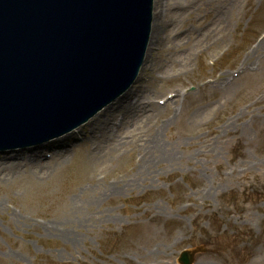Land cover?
Masks as SVG:
<instances>
[{
	"label": "rangeland",
	"instance_id": "obj_1",
	"mask_svg": "<svg viewBox=\"0 0 264 264\" xmlns=\"http://www.w3.org/2000/svg\"><path fill=\"white\" fill-rule=\"evenodd\" d=\"M150 28L138 102L0 155V264H264V0H154Z\"/></svg>",
	"mask_w": 264,
	"mask_h": 264
},
{
	"label": "water",
	"instance_id": "obj_2",
	"mask_svg": "<svg viewBox=\"0 0 264 264\" xmlns=\"http://www.w3.org/2000/svg\"><path fill=\"white\" fill-rule=\"evenodd\" d=\"M151 4L0 0V148L60 137L88 119V111L67 117L65 104L96 110L112 100L133 75L116 61L125 55L135 66ZM189 256L181 260L190 264Z\"/></svg>",
	"mask_w": 264,
	"mask_h": 264
},
{
	"label": "bare ground",
	"instance_id": "obj_3",
	"mask_svg": "<svg viewBox=\"0 0 264 264\" xmlns=\"http://www.w3.org/2000/svg\"><path fill=\"white\" fill-rule=\"evenodd\" d=\"M132 94V92H130L129 93V95H131ZM141 99V96H139L138 97V99H137V102L139 101ZM141 103V102H140ZM139 103V104H140ZM78 107L80 108V109H83V107H82V105L81 104H78ZM147 107L148 106H145V107H143V108H140V111L142 110V111H145L146 109H147ZM71 110V111H70ZM69 110V112H67V115H68V117H74V116H76L78 113H77V111L76 110H74V109H70ZM112 117H114V114H110L109 116H106V118L104 119L105 121L104 122H107L108 120H110ZM64 139H67V138H64ZM63 139V140H64ZM57 142H59V144L60 143H62L63 141H57ZM54 143H56V142H53V143H51L50 145H52V144H54ZM31 150H33V151H37V150H45V148L44 147H41V148H39V149H31ZM19 158V157H18Z\"/></svg>",
	"mask_w": 264,
	"mask_h": 264
}]
</instances>
